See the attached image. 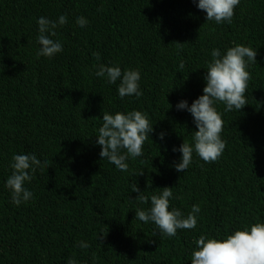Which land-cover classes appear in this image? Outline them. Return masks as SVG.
Listing matches in <instances>:
<instances>
[{
	"label": "trees",
	"instance_id": "trees-1",
	"mask_svg": "<svg viewBox=\"0 0 264 264\" xmlns=\"http://www.w3.org/2000/svg\"><path fill=\"white\" fill-rule=\"evenodd\" d=\"M198 2L0 0V264H192L200 235L223 240L264 223V0H240L231 24L207 21ZM40 17L58 24L50 38L63 51L51 58L38 56ZM77 17L88 23L78 26ZM236 45L257 52L247 68L248 103L230 112L217 103L223 155L205 163L194 151L186 172H177L182 153L173 149L194 144L198 129L176 105L203 95L211 51ZM100 64L138 70L142 96L121 99L119 81L95 75ZM133 110L154 130L125 172L100 157L96 141L103 113ZM14 154L42 163L24 185L32 198L19 206L6 186ZM164 187L179 197L169 210L187 217L200 206L195 229L167 237L135 219ZM141 192L148 203L137 199Z\"/></svg>",
	"mask_w": 264,
	"mask_h": 264
},
{
	"label": "clouds",
	"instance_id": "clouds-1",
	"mask_svg": "<svg viewBox=\"0 0 264 264\" xmlns=\"http://www.w3.org/2000/svg\"><path fill=\"white\" fill-rule=\"evenodd\" d=\"M239 4L240 0H199L197 7L206 12L207 21L231 24L234 10ZM37 23L40 33L38 42L41 45L38 56L51 58L62 52V44L50 36H56L55 29L58 24L59 26L66 24L67 17L61 15L58 24L56 21L40 17ZM76 23L84 27L88 21L84 17H77ZM93 55L97 60L100 59L99 53ZM256 55V50L244 45L228 48L224 55H221L218 48L211 51L212 60L207 67L203 95L194 100L191 106L186 100L176 105L178 110H187L192 114L198 129L193 132L194 144L184 141L179 149H173L182 153L180 162L174 165L177 172H186L192 163L194 151L205 163L219 161L226 148V141L221 137L224 122L215 105L223 103L226 105L224 110L230 112L233 109L239 111L248 103L245 94L252 77L247 68L250 62L256 63ZM184 67L185 64L181 61L179 68L182 70ZM95 75L105 78L108 84H116L119 81L117 91L121 99L133 95L139 99L143 94L140 90L141 77L138 70L122 71L119 66L100 64ZM102 120L103 124L98 130L96 141L101 146L99 155L115 165L118 170L126 172L129 168L127 163L129 157L135 159L143 156V146L154 130L153 124L146 113L138 110L126 114L117 112L114 115L105 112ZM163 138L164 133H160V139ZM12 160L10 167L13 171L7 179L6 186L11 190L12 203L19 206L32 198L33 193L24 185L33 179L42 163L34 154H14ZM171 189L172 187H164L159 195H151L149 210L135 211V219L146 224L151 221L167 237H175L177 231L181 229H195L197 214L200 212L199 205H193L187 217H184L178 208L169 210L170 198L179 199L173 197ZM132 191L140 190L134 185ZM137 199L142 203L149 202V197L142 192ZM193 243L196 248L192 252V264H264V223H254L250 230L249 227L237 230L223 240L200 235ZM79 246L84 249L89 247L84 242ZM67 264H76V261L69 259Z\"/></svg>",
	"mask_w": 264,
	"mask_h": 264
}]
</instances>
